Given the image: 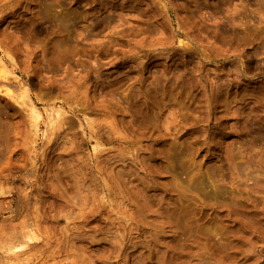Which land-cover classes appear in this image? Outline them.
<instances>
[{
	"label": "rangeland",
	"instance_id": "374dc122",
	"mask_svg": "<svg viewBox=\"0 0 264 264\" xmlns=\"http://www.w3.org/2000/svg\"><path fill=\"white\" fill-rule=\"evenodd\" d=\"M0 264H264V0H0Z\"/></svg>",
	"mask_w": 264,
	"mask_h": 264
},
{
	"label": "bare ground",
	"instance_id": "6f19581e",
	"mask_svg": "<svg viewBox=\"0 0 264 264\" xmlns=\"http://www.w3.org/2000/svg\"><path fill=\"white\" fill-rule=\"evenodd\" d=\"M25 247H27V244H24L22 246L15 248V251H18V250L21 251L22 249H25Z\"/></svg>",
	"mask_w": 264,
	"mask_h": 264
}]
</instances>
